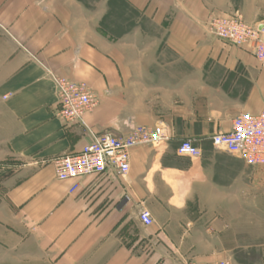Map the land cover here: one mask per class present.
<instances>
[{
	"label": "crops",
	"instance_id": "0c3cea01",
	"mask_svg": "<svg viewBox=\"0 0 264 264\" xmlns=\"http://www.w3.org/2000/svg\"><path fill=\"white\" fill-rule=\"evenodd\" d=\"M127 1L143 16L116 38L83 0H0V167L14 170L0 196V245L27 264H244L260 224L245 175L261 167L210 138L264 110V64L252 44L210 32L211 11L234 0ZM52 74L97 97L83 123L58 116ZM161 123L173 140L133 148L126 175L82 176L73 193L75 181L58 179L55 161L96 135ZM183 139L202 156L179 155Z\"/></svg>",
	"mask_w": 264,
	"mask_h": 264
},
{
	"label": "built area",
	"instance_id": "2783aa9c",
	"mask_svg": "<svg viewBox=\"0 0 264 264\" xmlns=\"http://www.w3.org/2000/svg\"><path fill=\"white\" fill-rule=\"evenodd\" d=\"M210 32L236 45L252 44L254 54L264 64V29L249 23L239 12L214 18ZM59 99L58 116L67 123L82 122L84 115L97 104V97L89 86L52 74ZM173 140L164 124L154 127L136 126L126 136L96 135L93 141L73 155L55 161L58 179L75 181L70 192L78 189L77 179L89 174L105 173L115 167L122 175L130 169V152L138 145L162 146ZM210 141L216 150L242 158L248 166L264 168V110L257 114H241L232 121V129L214 134ZM177 152L181 156L200 157L202 150L192 139L180 141ZM145 224H152L148 209L140 214ZM163 264V263H156ZM196 264V263H186ZM203 264H231L228 260Z\"/></svg>",
	"mask_w": 264,
	"mask_h": 264
},
{
	"label": "rangeland",
	"instance_id": "374dc122",
	"mask_svg": "<svg viewBox=\"0 0 264 264\" xmlns=\"http://www.w3.org/2000/svg\"><path fill=\"white\" fill-rule=\"evenodd\" d=\"M83 1L85 3L83 5L99 12L100 16L103 15L100 21V29L103 33L112 37H122L125 32L133 30L139 25V21L143 16L139 11L138 14L129 13L121 4H116L117 6L113 12H109V7L108 4H105V0ZM233 2L235 6L231 11L212 10L208 16L209 22L214 18L239 12L253 25H257L260 22L264 24V4H247L249 5L247 6L246 4H241L242 0H234ZM13 174L14 170L0 167V196H3L10 186L9 181ZM245 180L247 184L245 186V193L248 195L250 202H253L257 206L254 207L252 213L254 215L258 214L260 224L254 228V230H258L259 241L253 242L252 247L244 250L243 261L244 264H264V168H260L255 174L245 175ZM25 262L21 263L16 255L13 254L12 249L0 245V264H27Z\"/></svg>",
	"mask_w": 264,
	"mask_h": 264
},
{
	"label": "trees",
	"instance_id": "16d2710c",
	"mask_svg": "<svg viewBox=\"0 0 264 264\" xmlns=\"http://www.w3.org/2000/svg\"><path fill=\"white\" fill-rule=\"evenodd\" d=\"M116 4H121L124 7V9L128 10L129 13L131 14H138V10L133 8L127 0H108L109 12H113L114 8L117 6Z\"/></svg>",
	"mask_w": 264,
	"mask_h": 264
}]
</instances>
